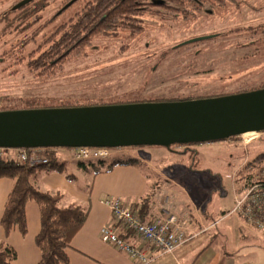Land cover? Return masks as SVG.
Segmentation results:
<instances>
[{
	"label": "rangeland",
	"instance_id": "rangeland-1",
	"mask_svg": "<svg viewBox=\"0 0 264 264\" xmlns=\"http://www.w3.org/2000/svg\"><path fill=\"white\" fill-rule=\"evenodd\" d=\"M22 1L0 0V112L201 100L264 87V0H200L186 8L172 0L165 7L145 2L138 8L139 32L118 29L92 36L78 56L48 73L30 63L52 46L63 48L62 36L98 0H78L65 9L72 0H34L16 9ZM252 138L168 144L167 159L156 161L175 173L174 182L151 177L155 199L165 192L170 204L181 186L188 193L181 191L174 202L210 210L211 220L230 212L232 177L237 183L244 165L264 153V131ZM141 148L109 150L119 158ZM52 150L60 151L55 157L66 163L78 187L89 184L91 173L77 167L69 148ZM220 222L210 244L214 251L229 255L232 264H264L261 233L235 215Z\"/></svg>",
	"mask_w": 264,
	"mask_h": 264
},
{
	"label": "water",
	"instance_id": "water-1",
	"mask_svg": "<svg viewBox=\"0 0 264 264\" xmlns=\"http://www.w3.org/2000/svg\"><path fill=\"white\" fill-rule=\"evenodd\" d=\"M263 131L264 89L192 101L0 112V148L12 150L204 144Z\"/></svg>",
	"mask_w": 264,
	"mask_h": 264
},
{
	"label": "crops",
	"instance_id": "crops-1",
	"mask_svg": "<svg viewBox=\"0 0 264 264\" xmlns=\"http://www.w3.org/2000/svg\"><path fill=\"white\" fill-rule=\"evenodd\" d=\"M48 151L55 156L60 153L58 150L51 149ZM166 151L165 148L156 151L152 147H145L135 151L134 154L128 152L127 157L138 159L141 168L117 166L109 173L98 175H93L91 172L80 168L88 174L91 173L89 184L83 187H78L75 180L68 181L63 175L56 172L44 173L37 179L35 184L40 191H58L63 195L62 207L79 205L86 211L84 225L74 236L70 248L66 251L69 264H135L127 255L100 240L99 233L102 228L121 229L114 224L110 210L103 202L108 198L120 199L124 207L137 212L141 206V200L152 195V199H150L154 210L149 220L161 219L168 215H173L178 219H187L192 233L196 235L172 255L163 256L152 264H222L221 261L224 258L229 260L226 264H232L229 255L219 254L210 245L216 239L217 235L214 230L220 226V218L227 215L228 212L211 220L212 212L210 210L203 208L188 209L179 200L174 202V198L180 196L181 191L188 193V190H184L181 186L180 190L177 188L178 191H174L175 196L170 204H167L168 197L165 192H162L157 200L155 199V194H153L155 191H152L153 187L149 181L151 177L154 180L169 181V184L174 182L172 175L175 173L168 171L166 166L159 165L156 161L157 156L167 159L168 155L166 156L163 153ZM37 154L44 156V152H38ZM59 161L62 162L60 159ZM73 177L76 179L74 175ZM11 186V180L7 178L0 179V219ZM173 186L175 185L173 184ZM231 188H233L232 182ZM169 193L172 194V192ZM24 214L26 235L22 237L18 229L15 228L5 237L0 226V242H5L15 252L16 258L11 264H38L40 252L35 245V238L40 231L38 207L32 202L27 203Z\"/></svg>",
	"mask_w": 264,
	"mask_h": 264
},
{
	"label": "trees",
	"instance_id": "trees-1",
	"mask_svg": "<svg viewBox=\"0 0 264 264\" xmlns=\"http://www.w3.org/2000/svg\"><path fill=\"white\" fill-rule=\"evenodd\" d=\"M148 1L149 5L152 6H161L164 3L163 1L158 3L157 0H98V2L93 3L94 6H90L91 8L85 12L77 24L70 26L69 31L62 36V40L67 42V44L66 42L65 44L62 41L60 42L63 48L60 49L61 46L58 45L52 46L49 51L30 63V67L32 66L34 70H47L46 73H48L49 70L54 69L63 60L67 59V57L71 55L78 56L81 52L80 48L92 36L101 35L106 32L109 33L118 29L130 30L133 33L139 32L140 25L137 19L139 15L138 8L140 6H147L148 3L145 2ZM172 2H176L175 4L177 6H184L178 1L173 0ZM190 5H192V3H190ZM262 89H264V87L243 93ZM190 100L195 99H188V101ZM177 101L182 100L172 99L158 101V103ZM12 111L19 110L10 109L2 112ZM223 141L225 140L219 142ZM210 143L215 142L204 144ZM179 145L181 147H189L198 145V143ZM159 147L166 148L167 146ZM20 150L24 151L27 156H30L32 151L36 149ZM44 150L45 151H42L44 152L43 157L48 161L46 164L30 166L27 163L18 162L15 158L0 159V179L7 178L12 182L10 192L3 208L0 226L4 231L5 237L15 228L18 229L20 235L24 237L26 235L24 208L27 203H34L38 207L40 216V231L35 238V245L40 252V261L38 264H69L66 251L70 248L74 236L84 225L87 214L84 208L79 205L62 207L61 201L63 195L60 192H44L37 188L35 183L44 173L56 172L63 175L68 181H73L74 179L73 175L66 172V163L60 162L53 153L48 151L51 150V148ZM261 162H264V153L248 161L244 165L242 171L238 173V177L242 179L253 165ZM75 163L78 168L89 171L93 175L109 173L117 166H134L141 168V163L138 159L127 156H119V158L112 156L105 160L77 161ZM152 196L142 199L141 206L137 210L140 219L144 222L149 221V218L152 217L151 213L154 210L151 201ZM15 258L16 255L13 249L5 242H0V264H11Z\"/></svg>",
	"mask_w": 264,
	"mask_h": 264
},
{
	"label": "built area",
	"instance_id": "built-area-1",
	"mask_svg": "<svg viewBox=\"0 0 264 264\" xmlns=\"http://www.w3.org/2000/svg\"><path fill=\"white\" fill-rule=\"evenodd\" d=\"M259 133L250 132L239 136L246 135L254 139ZM42 151L45 150L36 149L27 156L21 150L0 148V159L13 154L20 163L30 166L46 164L47 159L37 154ZM71 152L75 161L105 160L112 156L108 148H75ZM233 177V207L227 215L237 216L245 225L264 236V162L253 165L242 179L236 180L237 183L233 181ZM103 204L110 210L114 224L121 229L102 228L99 233L100 240L127 255L135 264H152L163 256L172 255L196 236L192 233L187 219L168 215L144 222L137 212L124 207L120 199L108 198Z\"/></svg>",
	"mask_w": 264,
	"mask_h": 264
},
{
	"label": "flooded vegetation",
	"instance_id": "flooded-vegetation-1",
	"mask_svg": "<svg viewBox=\"0 0 264 264\" xmlns=\"http://www.w3.org/2000/svg\"><path fill=\"white\" fill-rule=\"evenodd\" d=\"M160 1H163L164 3L161 6H158V7H165L166 6L165 4L166 3L168 4L167 0H157L158 3ZM175 1H178L179 3L184 5V6H181V8H186V7H188V5H190V3H198L200 0H175ZM186 4H187V6H186ZM175 8L178 9V7H175ZM137 19H139V18L137 17Z\"/></svg>",
	"mask_w": 264,
	"mask_h": 264
},
{
	"label": "bare ground",
	"instance_id": "bare-ground-1",
	"mask_svg": "<svg viewBox=\"0 0 264 264\" xmlns=\"http://www.w3.org/2000/svg\"><path fill=\"white\" fill-rule=\"evenodd\" d=\"M247 135H249V136H254V134H247Z\"/></svg>",
	"mask_w": 264,
	"mask_h": 264
}]
</instances>
